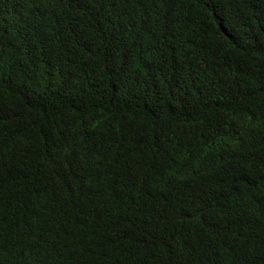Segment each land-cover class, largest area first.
I'll use <instances>...</instances> for the list:
<instances>
[{"label": "trees", "instance_id": "obj_1", "mask_svg": "<svg viewBox=\"0 0 264 264\" xmlns=\"http://www.w3.org/2000/svg\"><path fill=\"white\" fill-rule=\"evenodd\" d=\"M0 264H264V0H0Z\"/></svg>", "mask_w": 264, "mask_h": 264}]
</instances>
